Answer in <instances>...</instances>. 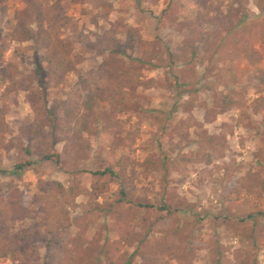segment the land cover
Segmentation results:
<instances>
[{
    "label": "rangeland",
    "instance_id": "obj_1",
    "mask_svg": "<svg viewBox=\"0 0 264 264\" xmlns=\"http://www.w3.org/2000/svg\"><path fill=\"white\" fill-rule=\"evenodd\" d=\"M212 1L217 23L206 26L209 39L196 45L194 56L171 65L166 51H175L188 35L184 21L196 15L197 0H64L73 23L61 27L60 36L71 41L72 53L81 60L59 84L44 69L48 105L72 104L80 94L79 72L91 70L93 84H112L110 70L98 68L108 53L85 46L92 32L123 22L158 43L146 57L129 51L127 62L129 55L141 58L133 64L134 83L119 86L116 98L100 102L87 129L67 133L62 125L54 141L49 126L36 140L20 129L36 116L27 94L40 96L36 47L33 40L9 37L22 1L0 0L5 8L0 40L6 43L0 67L13 62L19 81L7 95L2 94L5 85L0 90L5 121L13 130L0 143V184L32 199L31 216L16 220L13 230L26 228L45 239L29 256L0 257V264H141L142 253H156L165 264H264V0ZM191 58L197 78L185 89L181 70ZM226 97L235 104L222 110ZM111 109L118 111L108 127ZM38 149L58 153L59 161L41 159ZM25 160L31 168L15 170ZM118 160L127 175L122 186L135 201L170 202L173 214L127 209L132 221L123 233L109 229L119 184L91 172L112 166L122 173ZM94 181L109 186L96 198L90 193ZM55 182L78 194L67 196L61 213L45 222L42 206ZM114 241L121 245L118 254L99 255L105 243Z\"/></svg>",
    "mask_w": 264,
    "mask_h": 264
},
{
    "label": "trees",
    "instance_id": "obj_2",
    "mask_svg": "<svg viewBox=\"0 0 264 264\" xmlns=\"http://www.w3.org/2000/svg\"><path fill=\"white\" fill-rule=\"evenodd\" d=\"M23 7L14 14L15 23L10 30V40L15 42H25L33 40L35 43V73L38 75L37 81L41 86L40 100L43 105L38 104V100L32 93L27 94V99L36 112L33 121L28 125L27 129L20 128L23 132H28L32 140L39 137V131L45 126H49L53 134L54 141H57L55 133L62 129L64 125L67 133L73 130L76 134L87 129L90 118L93 116L95 108L100 102H105L116 98L119 92V86L122 87L129 83H134L132 74L133 64L141 61V58H133L128 56L129 62L124 56L130 51L137 52L140 56L146 57L150 50L157 46L155 40H145L139 29L131 25L117 22L114 26L103 30L101 33L92 32L91 37L86 38L85 46L89 49L104 50L107 57L102 60L98 68L102 71L110 70L112 84H93L92 71L88 70L85 74L80 72L77 75V85L80 89L78 97L69 104L62 102L57 106L48 105L46 91L43 85L44 69L48 71L55 83L59 84L64 81L67 73L76 70V64L81 60L78 54L72 53V43L69 39L60 36L61 27H69L72 25V18L67 15L63 6L64 0H21ZM75 2L84 3L86 0H74ZM199 6L196 15L192 19L184 21L185 30L188 35L184 37L183 43L176 47L173 51L168 49L166 55L171 65L176 64L183 57L194 54L197 51L196 45L203 39H209V29L207 25L217 23L215 16L212 14L213 1L197 0ZM4 6L0 5V12L4 11ZM74 25V24H73ZM123 37V40L118 38ZM83 34L80 32L77 36L78 41H82ZM207 46L203 51H207ZM6 50L5 41L0 40V58H2ZM157 55V54H156ZM195 62L191 58L186 62V66L181 70L183 78L182 85L185 89H189L195 84L197 78L195 70ZM264 81V78L261 79ZM19 81L16 77V69L13 62L6 63L0 67V90L5 85L2 94H9L17 89ZM257 92H260L256 86ZM193 89V88H191ZM195 90V89H193ZM235 104L232 98L226 97L223 102L222 110L229 109ZM61 111V114H58ZM118 111V110H117ZM116 110L109 111L107 125L110 127L115 122ZM6 109L0 105V143L6 134L13 133L12 128L5 121ZM112 116V117H111ZM68 135V134H67ZM70 140H74L73 136H66ZM37 156L41 159L50 161H59V154L56 152L44 153L40 149L37 150ZM102 160V157L99 156ZM32 163L23 161L14 165L15 170L24 168L30 169ZM116 167L105 166L103 169L95 170L91 173L104 176L109 175V182H117L119 184L116 191L115 204L110 209L113 221L109 223V229L122 234L123 228L128 226L132 217L126 211L127 209L135 210L136 207L166 211L172 215L174 207L170 202L153 205L145 202L135 201L130 190L122 186L126 181L127 175L123 172L125 164L122 160H118ZM55 189L52 190L45 198L42 206L43 221L47 222L50 218L61 213L67 196L75 197L78 192L74 188L64 190L60 183L55 182ZM108 183H99L94 181L91 184L90 193L93 197H98L104 191L108 190ZM32 199L30 196L22 195L17 188L11 185L0 184V257H8L11 260L17 259L18 253L24 252L26 256L29 253L37 251V246L45 239L41 238L37 233H31L26 228L14 231L16 220L24 219L31 216L30 204ZM8 217V219H5ZM145 217L141 218V226L147 225ZM171 231H176L171 230ZM170 233V231H167ZM121 250L119 241L105 243L99 251V255L103 258L110 259L118 254ZM143 262L141 264H165L164 258L156 253L146 256L142 253Z\"/></svg>",
    "mask_w": 264,
    "mask_h": 264
}]
</instances>
